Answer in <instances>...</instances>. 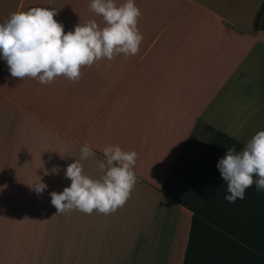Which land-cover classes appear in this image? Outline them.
Returning a JSON list of instances; mask_svg holds the SVG:
<instances>
[{
  "label": "crops",
  "instance_id": "obj_1",
  "mask_svg": "<svg viewBox=\"0 0 264 264\" xmlns=\"http://www.w3.org/2000/svg\"><path fill=\"white\" fill-rule=\"evenodd\" d=\"M262 2L135 0L138 54L82 67L78 82L14 78L0 55V264H183L192 211L165 185L197 130L206 139L191 164L214 131L245 146L264 130ZM90 3L0 0V23L42 7L57 11L65 34L90 20L103 28ZM84 143L93 179L104 175L105 146L138 153L130 197L108 215L58 214L51 203L70 187L66 169Z\"/></svg>",
  "mask_w": 264,
  "mask_h": 264
},
{
  "label": "clouds",
  "instance_id": "obj_2",
  "mask_svg": "<svg viewBox=\"0 0 264 264\" xmlns=\"http://www.w3.org/2000/svg\"><path fill=\"white\" fill-rule=\"evenodd\" d=\"M89 8L103 17V28L90 20L65 34L63 25L54 19L57 11L42 7L15 12L0 23V55L11 76L49 84L62 75L78 82L82 67L120 54H138L143 35L137 27L141 11L135 0H125L119 6L115 0H91ZM80 153V158L66 169L70 187L61 193H50L51 203L58 214L71 210L89 215L94 210L105 215L115 212L126 203L136 183L138 153L125 151L119 145L105 146L106 160L98 165L104 175L97 179L85 174L81 163L94 155L92 147L84 143ZM217 168L227 184L229 194L225 199L230 203L243 199L246 189L254 183L258 191H264V130L258 131L240 151L235 146L227 148ZM46 188L41 181L34 185L37 193Z\"/></svg>",
  "mask_w": 264,
  "mask_h": 264
},
{
  "label": "trees",
  "instance_id": "obj_3",
  "mask_svg": "<svg viewBox=\"0 0 264 264\" xmlns=\"http://www.w3.org/2000/svg\"><path fill=\"white\" fill-rule=\"evenodd\" d=\"M254 27H264V0ZM232 146L237 151L244 147L214 131L170 193L192 211L183 264H264V191H258L254 183L243 199L234 203L225 199L229 193L217 163Z\"/></svg>",
  "mask_w": 264,
  "mask_h": 264
},
{
  "label": "rangeland",
  "instance_id": "obj_4",
  "mask_svg": "<svg viewBox=\"0 0 264 264\" xmlns=\"http://www.w3.org/2000/svg\"><path fill=\"white\" fill-rule=\"evenodd\" d=\"M203 129H199L195 133V140L194 144H191L189 148H187V151H185L182 155V157L179 159V162L175 166L173 172L171 173L169 180L167 184L165 185V189L169 192L172 193L176 189L177 185L180 182V177L184 175L188 170L191 165V162L193 161L194 156L197 154L196 152V147L195 143L200 142L202 139H206V136H200ZM203 141V140H202ZM188 157H191V160L188 159Z\"/></svg>",
  "mask_w": 264,
  "mask_h": 264
}]
</instances>
